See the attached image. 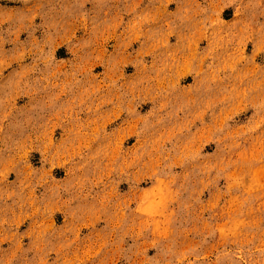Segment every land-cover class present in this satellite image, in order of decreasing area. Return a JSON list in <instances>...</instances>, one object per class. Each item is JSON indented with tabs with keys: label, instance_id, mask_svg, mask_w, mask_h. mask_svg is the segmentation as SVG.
Listing matches in <instances>:
<instances>
[{
	"label": "rangeland",
	"instance_id": "374dc122",
	"mask_svg": "<svg viewBox=\"0 0 264 264\" xmlns=\"http://www.w3.org/2000/svg\"><path fill=\"white\" fill-rule=\"evenodd\" d=\"M132 4L133 11H127ZM185 8L191 15L195 5L191 0H47L30 22L37 0H0V19L8 18L0 24V113H8L0 131V260L251 264L264 259V252L254 250L264 232V89L255 87L264 76V52L255 36L243 45L244 59L225 65L215 80L205 79L206 68L175 82L168 110L183 106V111L155 126L168 137L161 150L169 160L144 163L141 156L120 171V161L138 153L141 141L126 134L128 115L106 101L135 84L144 71L141 61L158 66L169 54L186 51L184 37L197 17L183 18ZM246 13H258V6L251 4ZM217 15L231 28L235 8L223 7ZM54 18L59 31L75 34L74 41L60 42L48 27ZM42 43L40 59L25 52ZM195 47L203 55L208 39ZM48 53L51 58L44 60ZM218 55L223 53L213 54L214 68ZM81 60L88 72L66 80L48 77L53 64L67 67ZM117 75L118 88L104 86ZM246 87L252 89L247 97L233 102L234 93ZM95 88L100 91L92 93ZM220 97L229 99L211 103ZM153 105L145 99L132 107L139 117ZM73 108L85 123L99 114L104 128L86 141L78 190L71 187L77 175L58 160L42 159L40 151L25 150L17 162L36 125L52 112ZM70 124L52 128L53 140H61Z\"/></svg>",
	"mask_w": 264,
	"mask_h": 264
},
{
	"label": "clouds",
	"instance_id": "9594fccd",
	"mask_svg": "<svg viewBox=\"0 0 264 264\" xmlns=\"http://www.w3.org/2000/svg\"><path fill=\"white\" fill-rule=\"evenodd\" d=\"M191 2L195 5V8L192 9L191 15L189 14V8H185L183 10V18L190 19L192 16L197 18L193 22L192 30L184 37L185 43L183 47L186 51L179 55L169 54L158 66L141 61V68L144 71L135 84L127 86L126 91L117 92L114 94V98H109L106 101L113 104V107L118 112H125L128 115V124L131 127V132L126 134H134L141 141L137 145L139 148L138 153L120 161L122 165L120 171H123L125 167H130L141 156L145 158L144 163H159L161 160H169L170 154L164 153L161 150V146L168 137L160 132H156L155 126H158L161 119L165 116H173L183 111V106L177 107L174 112L169 111L167 99L175 82L181 77L186 74L199 76L207 68L209 72L205 79L215 80L217 73L225 65L232 66L235 62L244 59L243 45L248 40L253 39L254 36L258 43V50L264 52V20H261L259 23L254 21L256 15L264 17V0H227V4L223 0H191ZM253 3L258 6V13H246V9ZM46 6L47 0H37V10L28 17V20L31 22L34 16L39 15ZM226 6H234L235 8V19L231 22V28L228 29L223 27L224 22L219 20L217 15L218 11ZM134 7L135 5L132 4L126 10L131 12ZM200 14L204 15L201 16ZM7 19V17L0 19V24L6 23ZM57 23L58 21L54 18L49 22L48 27L55 32L60 42L67 43L74 41L75 34L69 33L66 29L63 32L59 31ZM20 30H23L22 27L18 28L17 32ZM200 39H208L209 41V47L203 55L195 47L196 42ZM55 47L56 45H53V48ZM25 52L34 53L37 59H40V54L45 52V47L42 43L35 48L25 49ZM217 53H223V55L216 57L219 66L214 68L212 63L213 54ZM232 57H235L236 60L233 61ZM43 58L44 60L50 59L51 53L44 55ZM32 71L35 72V69L33 68ZM86 72H88V68L84 66L83 60L77 63H68L67 67L63 63H55L52 70L48 73V77L54 78L59 76L66 80L69 77H75L78 74ZM36 74L39 75L38 73ZM41 79L44 78L41 77ZM119 80H121L119 75L114 78H108L105 80L104 86L118 88L117 82ZM21 86V81L17 80V89ZM255 87L264 89V76L261 77ZM251 90V88L246 87L243 93L235 92L231 99L233 102L244 100L247 97L248 91ZM99 91V88L91 90L92 93ZM145 99L154 101L153 109L147 115L138 117L136 109L132 105L143 102ZM228 99V97L214 98L211 103L224 104ZM82 103V100L78 101V104ZM260 103L264 104V95H261ZM97 107L98 105L89 107L88 111L95 112ZM7 118L8 113L6 111L0 113V131H3V123ZM67 121H71V124L65 127L61 140H53L51 129L59 127L60 124ZM102 131H104V128L99 114L93 120L85 123L79 120L74 108L65 109L62 112H52L48 120L36 125L35 129L25 137L17 162H21L25 150L29 153L33 150L40 151L42 159L58 160L77 175V179L73 180L71 187L78 190L83 183L78 177L84 163L81 156L89 147L86 141L89 137L95 138ZM112 141L115 143V136L112 137ZM187 148L188 145H185L180 151L184 152ZM30 174L29 172L28 175ZM254 250L264 252V232H262L259 244ZM237 254L239 255V250ZM0 264H11V261L0 260ZM160 264H172V261L163 260ZM188 264H191V262L189 261ZM243 264H249V262L244 261ZM251 264H264V259L252 261Z\"/></svg>",
	"mask_w": 264,
	"mask_h": 264
}]
</instances>
